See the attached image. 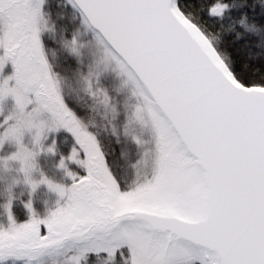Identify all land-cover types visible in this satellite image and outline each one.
Returning <instances> with one entry per match:
<instances>
[{
	"label": "snow or ice",
	"instance_id": "obj_1",
	"mask_svg": "<svg viewBox=\"0 0 264 264\" xmlns=\"http://www.w3.org/2000/svg\"><path fill=\"white\" fill-rule=\"evenodd\" d=\"M0 264H264V0H0Z\"/></svg>",
	"mask_w": 264,
	"mask_h": 264
},
{
	"label": "trees",
	"instance_id": "obj_2",
	"mask_svg": "<svg viewBox=\"0 0 264 264\" xmlns=\"http://www.w3.org/2000/svg\"><path fill=\"white\" fill-rule=\"evenodd\" d=\"M16 212H17V214L19 216V219L23 220L24 216H23V213H22V211H21V209L19 207L16 209Z\"/></svg>",
	"mask_w": 264,
	"mask_h": 264
},
{
	"label": "rangeland",
	"instance_id": "obj_3",
	"mask_svg": "<svg viewBox=\"0 0 264 264\" xmlns=\"http://www.w3.org/2000/svg\"><path fill=\"white\" fill-rule=\"evenodd\" d=\"M65 152L67 151V148H65V149H63ZM5 223H6V221H5Z\"/></svg>",
	"mask_w": 264,
	"mask_h": 264
}]
</instances>
